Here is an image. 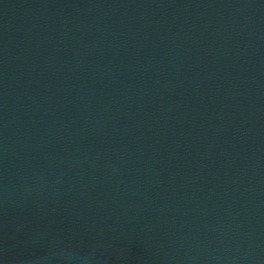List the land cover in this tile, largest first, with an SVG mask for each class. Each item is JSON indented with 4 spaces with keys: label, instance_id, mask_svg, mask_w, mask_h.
<instances>
[{
    "label": "water",
    "instance_id": "obj_1",
    "mask_svg": "<svg viewBox=\"0 0 264 264\" xmlns=\"http://www.w3.org/2000/svg\"><path fill=\"white\" fill-rule=\"evenodd\" d=\"M0 264H264V0H0Z\"/></svg>",
    "mask_w": 264,
    "mask_h": 264
}]
</instances>
